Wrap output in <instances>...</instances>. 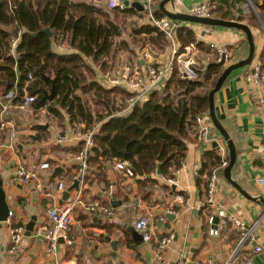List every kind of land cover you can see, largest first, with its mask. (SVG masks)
<instances>
[{
	"label": "crops",
	"instance_id": "obj_1",
	"mask_svg": "<svg viewBox=\"0 0 264 264\" xmlns=\"http://www.w3.org/2000/svg\"><path fill=\"white\" fill-rule=\"evenodd\" d=\"M137 1L142 5L141 0ZM160 1H153V16ZM205 1L212 2V9L218 2L180 0L175 5L171 2L166 3L165 8L171 10L175 7L178 11L188 12L194 5ZM219 1L222 3L221 13L230 12L234 17L224 18L213 14L211 17L246 23L252 32L255 46L251 64L233 70L214 96L216 117L228 132L236 150V160L230 172L231 179L247 195L254 197V200L244 196L224 175L217 173L218 169L213 170L217 175L215 199L226 213L238 216L247 224L258 220L254 234L256 242L264 246V182L257 180L264 179L261 154V148L264 146V105L256 104L255 98L260 91L244 79V74L251 70L255 62L264 61L261 59L264 49V26L260 14L249 0L246 2L228 0L227 3ZM101 7H105L104 2ZM118 7L134 8L136 12H118L121 18L120 34L113 37L114 53L107 58V69L102 70L90 57L84 55L83 57L99 84L106 88L119 87L131 94V90L124 83V78L143 74L149 65L169 61L172 57V44L166 36L165 43L160 45L154 42L153 32H136L141 26L153 25L149 13L144 9L123 7L121 2ZM108 8V11L112 10ZM239 15L242 17L241 20L236 19ZM162 17L166 16L163 14ZM173 22L177 26L188 25L193 28L199 36L198 39L205 45V48H201L190 44L193 47L194 66L201 70L215 62L209 42L234 49L232 62L245 57L248 53V42L245 33L240 29L210 26L208 32L202 33L201 24L184 20ZM16 37L19 40V36ZM122 41H125V44ZM51 48L56 53L76 51L67 34L61 38L54 37ZM11 52L14 53V49H11ZM218 68L221 73L223 67ZM171 71L172 69L166 80ZM211 84V80L207 81L203 88L211 87ZM119 102L118 99L117 103ZM90 105L94 106L92 103ZM123 111L124 107L119 113ZM61 112L64 119L59 122L47 104L39 107L31 104L27 108H19L13 104L5 111L0 110V177L10 212L7 219L0 222V264H65L70 259L75 264H118L119 261L124 264H209L224 262L236 250L239 255L251 247L245 243L238 248L239 234L229 223L223 225L217 235L208 233L211 227L209 219L215 215V211L207 203L206 186L213 171L207 176L203 174L200 181H197L196 175L202 165L204 153L216 150L219 153L223 147L228 158V151L220 133L211 129L214 126L209 118H204L203 124L208 126L209 138L197 137L200 126L198 124L197 131L189 135L183 161L170 175L157 174L155 170L147 175L134 173L133 176H129L114 166L113 157L99 156L97 159L88 160V169L83 181L78 184L77 189L69 191L65 200L73 197L80 189L84 200L99 199L111 207L113 213L112 215L104 212L90 213L76 207L74 220L69 228L73 236L72 243L67 244L60 239L54 250H48L47 239L42 235H35L33 229L37 224L47 220L48 207L65 201L62 200L63 191L75 180L74 175L79 164L74 156L83 147L84 133L93 127L97 129L100 123L94 120V112L89 127L84 122H70L64 110ZM39 124L46 127H37ZM63 133L69 136V140L63 144H56L55 136ZM8 141H12L11 147L7 146ZM214 141H217L218 148L212 144ZM43 161L49 163V168L39 167ZM18 165L36 173L42 183V190L34 187V181L21 184L14 179ZM56 167H62V170L52 177ZM167 178H172L173 181H168ZM61 179L66 184L63 191L56 188L57 181ZM175 195L184 197L187 204L176 203L175 209L179 213L177 216L172 214L173 219H169L165 215L168 213L167 203ZM144 214L149 215V224L155 237L173 234L171 243L160 259L155 256L154 239L137 242L132 236V231L135 230L134 222ZM32 216L36 217L32 231L29 235H25L24 232L19 245L10 251V229L19 224L26 226ZM101 235L118 240L115 257L111 255L110 244ZM252 264H264V250L252 256Z\"/></svg>",
	"mask_w": 264,
	"mask_h": 264
},
{
	"label": "trees",
	"instance_id": "obj_2",
	"mask_svg": "<svg viewBox=\"0 0 264 264\" xmlns=\"http://www.w3.org/2000/svg\"><path fill=\"white\" fill-rule=\"evenodd\" d=\"M99 1L0 0V92L15 88L18 96L25 91L35 95L33 104L36 107L47 104L59 122L64 119L61 112L64 110L70 122H84L89 127L94 112V120L100 123L87 161L99 156H115L128 160L134 173L145 175L154 172L159 162L161 174L170 175L186 155L190 133L198 129L196 116L208 119V92L220 74L219 68L214 64L203 70L194 66L199 79L189 81L174 62L162 88L152 89L145 101L119 113L130 93L119 87L106 88L99 84L83 55L106 70L107 58L114 53L113 37L120 34L118 12L136 11L118 6L108 11V0ZM249 1L260 14L264 26V0ZM103 2L104 8L101 7ZM221 11L222 3L218 0L212 14L234 17L230 12ZM162 16L158 7L154 17ZM236 19L242 17L239 15ZM44 27L50 28L51 35L42 31L34 34ZM136 32H153L155 43H165V35L156 26L144 25ZM66 34L76 51L56 53L51 48L52 39ZM13 36H19L14 53L10 46ZM174 38L180 51L190 44L205 48L188 25H178L174 29ZM261 59L264 60V49ZM29 73L33 76L31 81H28ZM210 80L211 87L204 89ZM52 85L55 103L43 98ZM90 103L94 106L91 107ZM211 129L217 130L215 127ZM134 156L137 159H133ZM220 164L217 150L204 153L197 181L203 174L207 176L218 169Z\"/></svg>",
	"mask_w": 264,
	"mask_h": 264
},
{
	"label": "built area",
	"instance_id": "obj_3",
	"mask_svg": "<svg viewBox=\"0 0 264 264\" xmlns=\"http://www.w3.org/2000/svg\"><path fill=\"white\" fill-rule=\"evenodd\" d=\"M131 1V0H130ZM143 9L149 13L151 22L160 31H162L165 36L171 41L172 44V57L166 63H159L156 65H149L145 69L143 74H135L131 77H125L124 83L131 90V94L125 99L124 110H128L134 105L145 101L148 98L149 92L154 88H162L165 85L166 77L168 76L170 70L173 67V63L177 62L182 75L188 80L199 79V73L194 68L195 60L193 57V47L192 45H187L183 47V50H179L174 38V29L177 27L168 17L156 18L152 15V8L154 6V0H141ZM180 0H174V5ZM120 5L119 0H108V7L113 8ZM189 13H192L201 17H211L212 15V2L205 1L194 5L189 9ZM211 29L210 25L201 24V32L206 33ZM199 37V36H198ZM18 42V37L13 36L10 40L11 49H14ZM209 48L213 51L214 61L218 62L220 60L224 61V64H229L233 61L235 51L231 47L216 42H209ZM252 71H247L244 74V79L250 83L260 94L255 98V102L258 105H264V62H255L252 65ZM33 80L31 73L28 74V81ZM36 96L33 94L24 93L22 96L17 95V91L14 88L8 89L5 93L0 94V110L5 111L13 104H16L19 108H27L35 102ZM204 118L202 116H196V122L200 125L197 131V137L199 139H207L208 137V126L203 124ZM3 125V124H2ZM96 127L87 130L84 133V143L83 147L74 156V159L78 162V170L74 175V179H78V184L83 181V177L88 169L87 155L90 149L95 145L94 135L96 133ZM56 144H63L69 140V136L65 133L58 134L55 136ZM7 146H12V141H8ZM220 159L221 164L219 168H223L228 163V158L225 149L220 148ZM261 154L263 157L264 164V146L261 148ZM114 166L117 169L124 171L127 175L133 176L134 172L128 160L119 159L115 156ZM133 159H137L136 156ZM40 168H49V163L43 161L39 165ZM14 179L21 184H26L30 181H34V187L37 190H42V183L40 179L36 176V173L24 166L18 165L15 170ZM217 175L213 171L207 180L206 186V200L210 204L215 215L218 216V222L215 228L210 227L208 230L209 235H217L220 228L225 224H231L239 234L238 248L243 244L247 243L251 247L246 251H243L237 255V251L231 254V256L224 262L219 263H209V264H252V256L255 253L262 252L264 246L256 242V237L254 234V229L258 224V220L252 222L251 224L245 223L241 218L234 214H228L225 212L221 205L215 199V193L217 189ZM168 181H173L172 178H167ZM260 182H264V179L258 178ZM56 188L59 191L66 189V184L64 180H59L56 183ZM105 191V190H104ZM176 203L187 204V200L181 195H175V197L168 201L166 210L168 213L175 216L178 215V210L175 209ZM81 208L87 212H104L107 215H112V208L105 205L99 199H86L82 198L81 190H77L73 197L68 198L61 204H53L46 210L47 220L43 223L37 224L33 229L35 235H42L49 242L48 250H54L60 239L64 240L65 243H72L73 236L69 232V228L74 220V210L75 208ZM10 215V212L8 213ZM212 217L209 221L212 224ZM162 218V217H161ZM149 215H141L134 222V228L137 230L142 237L143 241L155 240V256L160 259L162 253L169 246L173 239V234L169 233L162 237H155V233L150 227ZM25 226L19 224L13 226L10 229V241L11 249L13 251L19 245L22 237L24 236ZM65 264H75L73 260H67Z\"/></svg>",
	"mask_w": 264,
	"mask_h": 264
},
{
	"label": "water",
	"instance_id": "obj_4",
	"mask_svg": "<svg viewBox=\"0 0 264 264\" xmlns=\"http://www.w3.org/2000/svg\"><path fill=\"white\" fill-rule=\"evenodd\" d=\"M120 2H121V5L123 7H135L136 9L143 10V6L137 0H132V1L120 0ZM168 2H171L173 4L174 0H161L159 2V9L162 11V13L166 17L170 18L172 21L184 20V21H188V22H192V23L205 24V25H210V26L234 27V28L242 30L245 33L246 40L248 42V53L245 57L238 59L232 63H229L227 65L224 64L223 60L211 63V64H214L218 67H223V69H222L221 73L218 75V77L216 78V81L214 82L213 86L210 88V90L208 92V105H209L208 118L211 121V123L213 124V126L217 129V131L222 136V138L226 144L227 151H228V163L225 167L218 168L217 173L224 175L225 178L234 187H236L244 196L254 200V197H250L249 195H247L240 188V186L235 181H233L231 179L230 172H231V169H232V167L235 163V160H236V150H235L232 139L230 138L226 129L222 126L220 121L217 119L216 114H215V110H214L215 93L221 88L226 77L233 70L250 65L252 60H253L255 46H254L252 32H251L250 28L248 27V25L244 22H240V21H236V20L220 19V18H215V17H201V16L194 15L192 13H189V12L178 11L177 9H175V7L172 8L171 10L166 9L165 4ZM18 7H20V5H18ZM41 31L46 32L49 35H51V31H50L49 27H44V28L36 31L34 34L41 32ZM252 70L253 69L251 68V71ZM189 81H192V80H189ZM43 98L50 100V101H53V103H55L54 102V87H53V85H52L49 92L44 93ZM36 126L40 127V128L46 127V125H41V124L36 125ZM212 144L216 148H218L217 141H214ZM61 170H62V167H56L53 171L52 177H55L58 174V172ZM156 173L161 174L159 162L157 163V166H156ZM73 188H75V189L78 188V179H75L67 187V189L65 191H63L62 200L63 199L65 200L68 197L69 191ZM113 199H115V197H113ZM8 213H9V207L6 203L5 193H4L3 186H2V178L0 177V222L5 221L7 219ZM165 215L169 219H173L172 214L165 213ZM35 221H36V217L32 216L25 226V235L30 234ZM217 222H218V216L213 215L211 227L215 228ZM132 236H133L135 241H137V242L142 241L141 234L137 230L132 231ZM101 237H103L106 241H108V243L110 244L111 249H112L111 255L113 257H115L116 249H117V245H118V240H111L109 236H105V235H101ZM118 264H124V263L119 261Z\"/></svg>",
	"mask_w": 264,
	"mask_h": 264
},
{
	"label": "rangeland",
	"instance_id": "obj_5",
	"mask_svg": "<svg viewBox=\"0 0 264 264\" xmlns=\"http://www.w3.org/2000/svg\"><path fill=\"white\" fill-rule=\"evenodd\" d=\"M120 19V18H119Z\"/></svg>",
	"mask_w": 264,
	"mask_h": 264
}]
</instances>
